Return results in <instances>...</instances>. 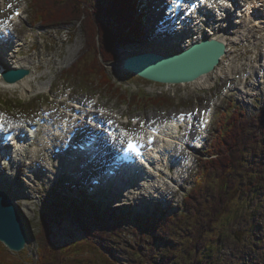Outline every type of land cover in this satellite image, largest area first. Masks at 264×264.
I'll use <instances>...</instances> for the list:
<instances>
[{
    "label": "rangeland",
    "instance_id": "rangeland-1",
    "mask_svg": "<svg viewBox=\"0 0 264 264\" xmlns=\"http://www.w3.org/2000/svg\"><path fill=\"white\" fill-rule=\"evenodd\" d=\"M29 2L30 0H0V13L2 15H5L6 11L8 14L12 8L21 4L25 5L26 8V13L24 17L21 18L20 22H18L17 28L20 31V47L10 62L16 63L21 61V57L23 55L28 56L33 62V73L36 78L32 80V88H30L27 93H23L22 88L19 86L8 88L0 87L1 99H7L9 101L10 99L18 101L23 100L20 102L27 103L26 106L28 109H26V112L29 113V117H25L23 115L25 113L22 114L15 112L25 117V119H35L40 115L39 113L42 111V108L39 106L40 101L36 100L38 95L41 97V100L49 102L48 104L43 105V107L46 109H53L52 107L57 109V107L52 104L55 103L56 100H53L52 98L45 95L47 93H43L44 86L51 84L53 85L52 91L57 95L69 93L70 90L73 89V94L77 97H88L87 99L89 100H97L105 112H116L118 115H122V120L126 121V126L130 130H141L145 127V125L167 119L172 115H177L183 111H194L199 114L211 103H215L216 106L220 108V113L224 110V107H228L229 104L233 103L238 106L247 107L250 114H254L256 111H258L260 106L264 104V82H259L261 81L259 73L252 67L250 68L248 65L251 62L254 64L255 61L263 63V59L259 56L261 54V57H264L263 46L259 45V48H255L253 43L248 41L249 39L246 40L243 38L241 32L238 33L234 43L231 45L232 49L229 53V56H227L224 62L221 63V69L217 72L213 81L214 85L211 88L200 89L193 85V83L163 86L150 80L129 75L126 70L123 71L122 68L119 69V66L122 64L121 61L125 57L137 54L138 52L142 51L141 43L138 41V43L128 44L119 48L117 50L118 60L114 65L108 64L107 67L109 73L113 76V79L118 82V86L124 82L119 71H123L124 74L127 75L125 77L131 80L133 83L131 89H123V91L134 93V91L138 92L141 90L140 88H142L146 93H151L153 95L157 93L158 95H162L167 94L164 92H168V96L170 95L169 97H171V101L163 104L162 106H146L139 104L136 100H133L132 103H129L128 101L122 102L120 96L106 93L104 89H100L99 87L102 85V80L97 74L87 78L84 77L85 74L80 73L79 76L70 75L68 78L65 74V71L68 70L74 62L78 61L82 53L86 54V51L84 50V33L81 30V27L79 28V24H68L67 26L55 28H45L41 26L40 23L33 25L31 18V15L33 14L31 8L32 4H29ZM152 10L153 12L156 11V9ZM71 28L75 29V34L72 35V37L71 34L73 33V29L71 30ZM145 28H147V25H145ZM147 33L148 31H146L144 34ZM147 49H152V47H147ZM249 70L253 72V76H248L246 79H243L244 74ZM231 75H234L236 78V84L241 85L242 82L247 84L249 98L240 101L237 97L238 94L235 96L232 94L233 87L229 82ZM252 84L256 85L252 86ZM126 85L129 86L128 83ZM229 88L230 90H228ZM5 94H7L9 97L5 96ZM243 101H245V104L249 106L243 105ZM9 105L10 107L14 106L13 103ZM196 134L197 133L194 130H192L191 134L188 133L187 138L190 143ZM210 138L211 134H209V141ZM40 140H42V137ZM42 144H48V142L44 141ZM38 145H40V142L37 140V146ZM35 154L38 155L36 156ZM251 154L253 155V152ZM251 156L249 155L248 158L243 162L242 168L237 173V179L239 183L238 187L234 190L228 207L221 214L218 220L214 222L212 220V216H208V212L205 213L204 218H206L208 221H213L211 224L208 221L203 223L202 219L199 218L200 223L205 225L210 224V228L207 232L202 234L200 233L201 230L200 232H197V238H194L196 244L199 243L197 239H203L206 241L208 246H212L214 243L212 240H215V238H217V246L219 242L223 243V245H221L222 248H213V257L217 256L219 253H224L225 256L230 252L228 248L230 249V247H233L237 242L234 237V233L236 231H240V233H242L243 241L241 244L252 242L253 239L254 242L258 240V249L264 253V189L260 194L258 193L261 190L257 191L256 194H242L241 191L242 186H245V184L248 183V179H250L248 173L249 169L252 168V164L250 163ZM36 157H43L42 152L40 151L37 153L34 151L29 155L22 154L20 156L24 163L25 161L29 162L31 159ZM190 157L194 158L193 156ZM194 165L195 162H193V165L190 168L187 166L180 171V177L184 181L188 180ZM77 171V169L66 171L65 177L62 179H59V175H56V173L54 177L50 179L37 180L36 182L31 183L26 182V176H21V180L20 178L16 180V184H13L14 182H12V184L8 183L6 185L5 183L6 190L9 191L15 200L17 199V206L20 209L23 219L28 225L31 235V240L28 241V245L20 252L11 251L3 244L2 241H0V251H3V255L2 253L0 255L5 256V259L4 257L1 258H3L4 261L7 260V264L12 261L22 263L25 259L37 258L36 249L38 243L34 235H36L40 228H42V223L40 220V216L44 208L42 205L46 197L52 192L54 186H56L55 188L57 191H62L64 187L67 186L70 188V193H78L82 188L79 187V185L78 188H75L77 184L76 179L72 177V173ZM53 174L54 173H51V175ZM151 179L152 178L149 180ZM178 181V176H173L171 183L164 191L162 190L161 193L155 192V187L158 184V181L149 183L141 181L134 185V187L131 189L132 191L125 190L126 192H123L120 190V196L117 197L116 200L113 199L115 198V193L102 195L99 201L100 203H96L98 198H85L84 200L83 198H80L81 202L76 204L80 206L79 211L83 213V216L87 215L86 212L89 210V207L92 208L95 206V208L103 207L104 209H107V217L110 222L114 220L113 215L117 216L121 212H125V216L127 217V213L130 214L132 211L135 212V215L139 214L144 217L149 216L151 220L150 224L146 226L148 233L143 234V232H140V230H135L134 228L126 225L128 221H122L124 225H122L121 228L116 227L115 230L112 231L118 233L119 235L112 234L110 238L111 240L106 242L104 245L114 249V258L108 256L103 248H95L94 250L92 244L87 247V250H89V252H87L88 256L84 257L88 259H94L96 261L100 260L103 263L109 262L108 264H148L146 262L147 260L157 263L159 261L163 262L167 258L174 260V262H172L173 264H176L178 261L185 262L187 258L190 259L194 248L189 250L186 248V245H184L188 237L185 229H187L189 227L188 224H190L188 222L190 219V217L188 218L190 211L184 209L186 202L183 205L182 199L180 197L176 199H174L173 196L170 198L168 197V193L173 191L170 189L174 188L172 182L178 183ZM217 182V179H213L211 186L214 187ZM69 183L72 185L68 186ZM211 186L208 184V182H206L204 188L206 187L208 190ZM140 188L146 189H142V191H140ZM244 188H246V186ZM22 191L23 193H21ZM67 192L68 191L66 190L64 191L65 194H67ZM140 192L146 194L145 198H148V201H143V197ZM64 193L59 192V197L65 198L62 197L64 196ZM21 195H24L26 199H22ZM161 198L163 201L161 202L159 208H163L165 206L164 202H166V200L168 203H170V206L166 207L164 215L163 213H155V211H157V205L154 202L159 199L162 200ZM65 199L66 202H69V198ZM136 199L138 201L142 200L143 202L138 203ZM205 199L208 202L212 200V198L206 197ZM108 200H110V203ZM65 204L70 206L72 203ZM185 214L186 216L188 214L187 218H185L186 216L183 218V215ZM171 218L178 221L181 220L183 223V228H178L175 226H173L170 230L164 228L162 225L168 222ZM143 223H141L140 226H142ZM165 231L168 232L167 235L165 234ZM244 231L246 233L245 235ZM157 235L165 237V242L169 239H172L173 246H167L166 243ZM124 239H126L127 245L124 244ZM208 249L205 246L199 251L206 253L208 252ZM198 257L203 258L201 253H199ZM145 258H147V260ZM205 262L206 261L202 259L200 264H205Z\"/></svg>",
    "mask_w": 264,
    "mask_h": 264
},
{
    "label": "trees",
    "instance_id": "trees-1",
    "mask_svg": "<svg viewBox=\"0 0 264 264\" xmlns=\"http://www.w3.org/2000/svg\"><path fill=\"white\" fill-rule=\"evenodd\" d=\"M31 1L36 22L47 26L79 24V28L81 27L86 41V54L72 69L76 74L83 73L87 78L97 74L102 80V85L104 84L99 86L100 89H104L110 95L120 96L122 102L132 103L136 100L139 104L146 106H162L171 101L168 94L149 95L141 91L137 93L123 91V84L118 86L108 72L106 65L115 62V50L135 38L132 36L134 31L131 33L130 23L124 22V15L129 18L131 14L132 0ZM134 30L138 32L137 29L134 28ZM122 74L126 75L124 72ZM218 127L219 131L212 146V152L217 153V157L207 160L204 164L207 179H217L218 182L210 188L212 191L208 194L205 188L196 190L192 194L193 198L189 201L190 226L185 229L188 237L184 245L189 250L194 248V251L190 259L187 258L185 262L178 261L176 264H200L202 259L206 261L205 264H264V253L258 249V240L244 243L245 245L237 241L233 247L228 248L230 252L227 255L219 253L214 257L213 248H222L221 245H223L219 242L217 246V238L211 239L214 241L212 246H208L203 239H197L198 244L194 241V238H197V232L200 230L201 234L207 232L210 224L217 221L228 207L234 190L239 184L237 173L252 152L250 160L252 168L248 173L250 179L245 184L246 188L243 185L241 191L242 194H256L261 190L258 193L260 194L264 189V107L255 115L248 117L243 110L231 105L226 112L221 113ZM205 197L212 198V200L208 202ZM59 199L56 196L53 201L49 202L42 216V228L36 235L38 239L37 261L28 258L22 263L12 261L8 264H108L109 262L103 263L100 260L85 258L84 256L87 257V252H89L87 247L92 244L94 250L103 248L108 256L114 258V249L104 245L111 240L112 234L119 235L112 231L116 227L121 228L124 225L122 221H128L133 228L138 229L139 222L133 218L130 220L124 212L117 216L113 215L114 220L110 222L107 217L108 211L89 207L86 213L91 216L88 218L87 215L83 216V213L79 211L80 206L76 203H72V206H65ZM206 212L209 217L212 216L213 221L204 218ZM199 218L203 223L208 221L210 224L200 223ZM175 222L171 220L164 228L170 230ZM129 223L128 226H130ZM178 227L183 228V224H179ZM165 234L167 235L168 232L165 231ZM157 236L165 242V237ZM124 240V244L127 245L126 239ZM172 242L173 240L169 239L165 243L172 247ZM205 246L209 248L208 252H200L199 250ZM199 253L203 258L198 257ZM172 261L174 262L167 258L163 262L155 263L151 260L146 262L148 264H173ZM0 264H7V261L0 258Z\"/></svg>",
    "mask_w": 264,
    "mask_h": 264
},
{
    "label": "bare ground",
    "instance_id": "bare-ground-1",
    "mask_svg": "<svg viewBox=\"0 0 264 264\" xmlns=\"http://www.w3.org/2000/svg\"><path fill=\"white\" fill-rule=\"evenodd\" d=\"M244 1H246V3ZM236 3H237V5H236ZM232 5H234V6L236 5L235 14H236L238 19H236L235 22H233L229 26H227V27H231V32L229 34L225 33L223 35H220L221 36L220 39H222L226 44V49H227L226 55L227 56L229 55V51H230L229 48L234 43L236 36L238 35L239 32H241V35L243 36L244 39H254V44L256 46L262 45L263 50H264V0H230L229 1V7ZM183 38H184V40H187L185 36H183ZM207 38L208 39H214L215 37L214 36H211V37L208 36ZM238 39H240V38H238ZM159 47H161V45L154 46V47H152V49H146V50L150 51V50H154L156 48L155 50H158L160 52H164L163 50H159L158 49ZM199 53H200V57H202L201 50ZM225 57L226 56H223L222 62H224V60L226 59ZM191 62H192V59H191ZM262 62L264 63V57H263ZM154 63H158V61L155 60ZM9 66L15 67V68L25 66V67H30L33 69V62L28 56L23 55L21 57V61L16 62V63L9 62ZM263 68H264V64H263L262 69ZM220 69H221V65L217 68H214L212 71L204 74L203 76L199 77L198 79L192 81L191 83H193V85H195L196 87H198L200 89L211 88L214 85V83H213L214 78ZM33 71H34V69H33ZM33 71H32V74L24 75L20 81L15 82L13 84H9L3 78H1L0 79V87H7L8 88V87L19 86L20 88H22L23 93H27L30 90V88H32V80L36 78ZM159 72H161V71L159 70ZM233 73H234V71H233ZM186 83H188V82H185V84ZM177 84H179V83H177ZM171 85H175V84L174 83H168V86H171ZM252 85L255 86L256 84L255 85L252 84ZM203 123H205V121ZM78 126L80 128H83L80 123H78ZM160 128L169 134L170 139L161 138L163 143H164V145L161 148V151L158 154H156L155 156H152V155L150 156L151 158H153V160H152L153 164H152L151 168L154 169L156 175H153L146 170V172L148 173V178L149 177H153V178L155 177L153 179L154 181L152 180L150 182H157L158 181L157 178L160 181V183H158L155 187L156 193H161L162 190L165 189L166 185L168 186L171 183V180L173 179V169H172L173 164H180L181 170H183V168L187 167V166H188V168H190L193 165V162H195V158H192L190 156L189 157L185 156L183 159L175 158L172 160V155H174V153L177 151V149L183 148L184 145L186 144V139H185L186 135L184 133V129L179 133V131H178L179 125L174 124V123H170L169 120L163 121ZM185 129H187V128H185ZM36 138L40 142V145L36 146L35 142L33 144H27L28 146L27 147L24 146L25 148L22 149V151H23L22 153L29 155V154L33 153L34 151L38 153L42 149H45V148L50 149V147H48V146H43L42 142H44V140H40L39 137H36ZM56 139H58V137H56ZM9 149H10L9 146H5V147H2L0 149V152H6V151L8 152ZM208 151H209V147H206L205 152L208 153ZM20 155H22V154H20ZM19 159H20V163L26 165V163H24L20 157H19ZM12 168H18V165L16 164ZM37 170L40 171L41 169L37 168ZM6 175H7V173L5 172L4 168L2 167V164L0 161V176L2 177V179L5 178V179H3L5 181H2V179H0V188H2V189H6L5 183L7 182L6 180L8 179ZM148 178L144 179L145 183H148V182H146V181H149V180H147ZM142 189L143 188H140V191H142ZM23 191H24V189H23ZM23 191L21 193H23ZM140 194H142L143 201H145V200L148 201V198H145V196H146L145 193L140 192ZM21 198L24 200L26 199V197L24 195H21ZM13 201L16 204L17 201L15 199H13ZM143 201L139 200L138 203H142ZM141 206H143V205H141Z\"/></svg>",
    "mask_w": 264,
    "mask_h": 264
},
{
    "label": "water",
    "instance_id": "water-1",
    "mask_svg": "<svg viewBox=\"0 0 264 264\" xmlns=\"http://www.w3.org/2000/svg\"><path fill=\"white\" fill-rule=\"evenodd\" d=\"M200 50L202 57H200ZM226 50V44L222 40L205 39L176 55L164 56L156 52L131 55L124 60L123 68L157 82H192L216 68L226 54ZM155 60L158 63H154ZM29 72L30 70L25 68L12 71L16 79L22 78ZM235 236L241 239L239 233ZM0 240L5 242L11 250L16 251L24 249L28 240L27 232L13 200L1 190Z\"/></svg>",
    "mask_w": 264,
    "mask_h": 264
},
{
    "label": "snow or ice",
    "instance_id": "snow-or-ice-1",
    "mask_svg": "<svg viewBox=\"0 0 264 264\" xmlns=\"http://www.w3.org/2000/svg\"><path fill=\"white\" fill-rule=\"evenodd\" d=\"M0 127H3V124L2 123H0Z\"/></svg>",
    "mask_w": 264,
    "mask_h": 264
}]
</instances>
